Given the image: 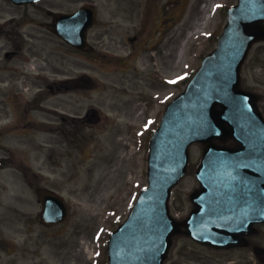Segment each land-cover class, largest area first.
<instances>
[{"label": "rangeland", "instance_id": "374dc122", "mask_svg": "<svg viewBox=\"0 0 264 264\" xmlns=\"http://www.w3.org/2000/svg\"><path fill=\"white\" fill-rule=\"evenodd\" d=\"M6 1L0 0V11L8 7L6 16H24L32 21L24 28L29 36L56 46L49 47L55 52L49 64L57 67L48 70L91 75L83 89L47 95L44 106L79 117L94 106L99 118L93 116L89 123L31 107L22 116L23 109L13 112L6 94H0V125L14 123L0 134V158L7 160L0 169V264H108L109 236L148 184L146 131L160 122L166 105L216 47L227 11L238 0H45L17 10ZM90 2L99 16L90 35L95 50L87 54L68 48L40 25L51 20L47 10L71 11ZM195 18L201 24L195 25ZM50 71L48 76L54 77ZM242 75L244 88L258 87L264 111V41L252 49ZM26 116L60 118V129L46 134L39 123L36 128L26 123ZM19 117L21 122H12ZM190 153L192 169L171 201L172 211L182 218L192 207L190 192L199 187L195 171L203 145L195 143ZM38 186L64 196L71 207L66 222L40 221ZM237 253L246 264L248 250Z\"/></svg>", "mask_w": 264, "mask_h": 264}, {"label": "water", "instance_id": "95a60500", "mask_svg": "<svg viewBox=\"0 0 264 264\" xmlns=\"http://www.w3.org/2000/svg\"><path fill=\"white\" fill-rule=\"evenodd\" d=\"M57 20L59 34L80 48L86 46L87 30L95 21L93 9L85 7ZM262 21L264 0H239L229 11L218 49L205 59L188 91L168 107L151 141L150 185L112 236L111 264H163L170 237L178 231L168 200L186 171L187 149L194 141H203L206 147L197 172L203 189L193 194L196 208L185 222L189 234L226 246L243 242L241 235L253 223L264 222V119L255 95L239 89L242 63L252 43L264 38ZM218 103L221 110L216 109ZM230 136L242 145L227 148L213 143L215 137ZM37 191L45 205L42 218L65 220L68 209L63 200L51 191Z\"/></svg>", "mask_w": 264, "mask_h": 264}, {"label": "flooded vegetation", "instance_id": "af4514ba", "mask_svg": "<svg viewBox=\"0 0 264 264\" xmlns=\"http://www.w3.org/2000/svg\"><path fill=\"white\" fill-rule=\"evenodd\" d=\"M195 244H197L198 246L196 247H202L204 249L198 250L196 247H183L184 251H180L182 249V247L177 250L179 251V258L180 259H184V260H180L181 263H179L176 259H173V263L172 264H224L223 263V253L222 252H228L226 250L220 249V248H215L212 246H208V245H204V244H198L196 242H194ZM256 245H261L264 246V242H260V241H253L250 242L248 246H251V250H250V254L252 256V259L254 261V263H250V264H264V260L263 262L259 260V258L257 257V255L254 253V246ZM200 249V248H199ZM233 250H235V247L233 248ZM230 254L232 255L231 259H228V261L233 262L235 264V252H230L226 254V259L230 258ZM264 257V256H263Z\"/></svg>", "mask_w": 264, "mask_h": 264}, {"label": "bare ground", "instance_id": "6f19581e", "mask_svg": "<svg viewBox=\"0 0 264 264\" xmlns=\"http://www.w3.org/2000/svg\"><path fill=\"white\" fill-rule=\"evenodd\" d=\"M207 7L209 8L210 6H207ZM208 8L205 9V11H204L205 13H203V15H202L203 18L202 19L206 18V16H207L206 11L208 10ZM202 19L201 18H195L193 22H194L195 25H199V24H201Z\"/></svg>", "mask_w": 264, "mask_h": 264}]
</instances>
